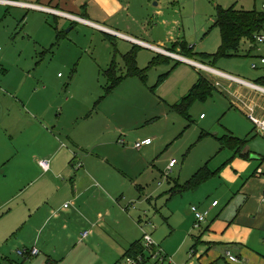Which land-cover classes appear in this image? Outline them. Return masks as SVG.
Masks as SVG:
<instances>
[{
    "label": "crops",
    "instance_id": "obj_1",
    "mask_svg": "<svg viewBox=\"0 0 264 264\" xmlns=\"http://www.w3.org/2000/svg\"><path fill=\"white\" fill-rule=\"evenodd\" d=\"M10 1L41 7L30 9L0 4V14L3 16L4 9H13L18 20H21V11H29V14L25 15L19 24L23 32L27 30L23 37H29L35 43L43 44L47 48L55 45L59 39L64 41L65 30L70 26L71 30L76 26L84 27L99 34L104 40H108L110 43L104 42L108 47L105 50L107 54L100 55L98 58L106 65V69L99 67V71L104 70L107 73L115 67L117 76L123 77L108 95L115 93L119 87L130 83V80L134 78L143 84L147 81V77L142 80L135 75L127 76V61L129 60L127 56L131 52H137L136 65L139 70L145 71L149 68V72L154 62L158 65L153 69L161 65L169 68L165 74L161 75L166 76L167 80L162 83L158 91L162 97L161 100L168 107L174 110L184 98L190 95L193 87L200 82V78H204L215 89L209 99L221 103L220 116L224 121L222 130L214 132L202 124L207 128H203V134L198 141L213 137L212 140L219 143L220 151H217L215 155L209 153V157L204 160L207 164H204L202 168L207 166L213 173L210 179L195 188H190L188 183L202 168H199L186 182H182L181 177L170 181V175L166 171L160 172L158 166L160 161L163 166L164 159L161 160L158 156L163 152L168 141L163 142V139L158 136H155L151 145L140 149L128 148L126 143L124 147L118 146V149L125 154L138 151L142 157L147 155L143 158L144 170L133 177L122 165L113 166L112 163L116 162H111L107 156H101L100 160H85L79 163L81 168L77 170L74 169L77 163L75 159H78L79 155L71 147L81 150L83 147L81 141L73 134L64 135L68 128H65L66 125L60 118L72 103L71 98L68 103H64V100L48 104L41 102L42 105L38 109L31 102L21 100H10L6 107L5 104L0 103V168L7 166L10 159L13 161L16 156H26L32 163L22 168L18 177L1 191L2 194L7 196L9 191L19 187V195H22L24 191L20 187L26 183L35 170L42 171L35 178L36 183L44 181V184L40 186V193H31L21 202L14 200V202L12 200L1 202L0 200V212L8 210L0 216L1 254L4 246L11 242L13 252L16 250L19 254L21 252L19 250L23 249V252L29 253L26 258L23 257L25 262L41 257L31 264H65L68 260L72 261L71 264H90L94 257L88 254L86 258L82 257L84 253L82 246L85 244L86 249L89 247L102 252V257H106L105 264H119L128 250L135 243L142 241L130 208L134 200L139 199L136 189L144 191L143 195L149 203L150 199L161 192L158 188L161 185L159 182V177H161L163 181H167L165 185L168 184L169 188L166 191L164 186L163 191L168 194L167 207L170 216L182 210L180 215L184 219L178 217L176 225L178 227L180 224L187 226L184 230L185 237L192 236L195 242L192 247L197 253L194 260L197 259L199 264H212L221 257L225 264H231L224 258L225 252L230 250L240 258L239 264H264V177L258 174V169L264 170V136L249 119L250 116H254L264 120V92L253 89L242 82L216 75L194 64L208 66L222 74L264 88V67L260 70H252L253 63H259V58L264 55V46H254L244 41L239 56L236 58H222L215 64L212 63V59L208 58L207 63L205 61L199 63L193 58L189 59L182 55L179 49L182 41H176L177 38H173L168 31L167 27L170 22L166 21V13L161 8V3L151 9L148 2H143L144 6L140 8L132 0ZM263 5L264 2L260 11H263ZM70 16L81 21L74 20ZM134 40L147 45L143 46ZM111 45L113 53L110 52ZM177 46L179 48H176ZM190 46L189 49H191ZM219 49L220 47L206 48L204 53L214 55ZM177 56L189 62L182 61ZM160 57L165 60H159ZM141 61H143L142 65ZM122 66L124 73L120 76L118 70ZM106 77L109 81L108 76ZM18 93H21L20 90ZM120 118L128 120L124 114ZM207 118L201 115L200 120L204 121ZM186 129L185 127V131ZM3 130L9 136V145L5 143ZM117 131L120 137H126L130 143L151 138L148 134H135L132 128L127 129L123 125L116 128L115 134ZM185 131H178L175 141L185 138ZM103 132L105 131L100 121L96 132L91 134V141H97ZM133 134L135 135L131 137ZM227 134L238 139H246L248 144L240 155L225 149L229 151L225 159L218 163L219 167L211 168L210 163L225 152L221 149L218 138ZM164 154L167 155L168 151ZM95 155L99 157L98 154ZM170 156L171 154L166 157L170 158ZM41 158L50 161L49 171L45 172L40 166L41 160L39 159ZM19 163L22 164V162ZM169 165L170 163L166 170ZM109 168L113 171H109ZM153 180L159 182V186L153 187L151 193L149 189L146 190L138 184L148 181L154 183ZM55 181H62L64 184L55 192H51L48 187L52 186ZM69 181L71 187L67 183ZM127 182L132 184L128 188V193L125 189ZM135 186L136 189H134ZM131 190L132 193L129 192ZM181 195V200H178ZM120 199L126 200V204L129 205L122 206ZM215 201L220 204L212 208ZM195 206L204 211L211 210V219L205 225L204 230H193L195 233L199 232L197 233L199 236L192 231L196 218L191 208ZM138 220H142L141 217ZM144 223L141 221L140 227ZM87 232H89L88 237L83 240L82 235ZM12 239L15 241L12 242ZM100 240H104L106 245H99V242H102ZM198 245L204 246L205 250L202 253L196 249ZM178 249H180V244ZM33 250H38L39 254L31 256L30 252ZM3 260L10 264H23L14 262L6 256H3Z\"/></svg>",
    "mask_w": 264,
    "mask_h": 264
},
{
    "label": "rangeland",
    "instance_id": "obj_2",
    "mask_svg": "<svg viewBox=\"0 0 264 264\" xmlns=\"http://www.w3.org/2000/svg\"><path fill=\"white\" fill-rule=\"evenodd\" d=\"M132 2L139 5L140 8L144 6L143 2H148L151 9L156 4L161 3V8L166 13V21L170 22L167 27L168 31L173 38H177L176 41H182L180 48L178 46L176 48L181 50L182 55L193 58L200 63L204 61L201 56L206 54L204 53L206 48L217 49L222 44L221 32L215 27L218 17L217 12L220 8L230 9L236 6L237 9L251 11L257 7V10L260 11L264 0H132ZM4 11L3 16L0 14V103L5 104L6 107L10 100H21L31 102L38 109L42 105L41 102L48 104L53 101L62 102L64 100V103H68L71 98L72 103L60 118L66 125L65 128H68V130H65L64 135L73 134L81 141L84 149L71 147L79 155L78 159H75L77 163L74 169L78 170V164L85 160H100L101 156H107L111 162H116L112 163L113 166L122 165L131 177L144 170L143 158L147 155L142 157L138 151L125 154L118 149V146L124 147V143L132 149L139 142H128L126 137H120L118 131L115 134L116 128L120 125L127 129L132 128L135 134H148L151 136L152 141L155 136L163 139V142L168 141L167 146L163 148V152L168 151L167 155L171 154V159L162 152L158 157L161 160L164 159L163 166L161 161L158 166L160 172L166 171L170 175V181L181 177L182 182H186L199 168L207 164L204 160L209 157V153L215 155L217 151H220L219 143L212 140L213 137L207 140H205L206 138L202 139L201 142L198 140L203 134V128H207L203 125L208 126L211 132L222 130L224 120L220 116L221 103L212 99H208L206 102H196L190 109L191 122H188L182 115L168 107L159 95V88L167 80L166 77L161 80L160 78L169 70L168 67L161 65L151 69L144 84L134 78L130 80V83L119 87V90L115 93L108 95L111 83L107 80L106 72L104 70L99 71V67L106 69V65L98 59L100 55L107 54L105 50L108 47L104 42H109L108 40H104L99 34L97 35L92 30L84 27L76 26L71 30L70 26L65 30L64 41L59 39L55 45L53 44L47 48L43 44L35 43L29 37H23L24 32H27V30L23 32L19 24L22 18L29 14V11H21V20L16 17L15 10L4 9ZM117 42L120 44L119 40ZM190 45L195 48L191 53L186 51V48L189 49ZM110 50L111 53L114 52L112 45ZM142 55L145 56V54ZM160 59L163 60V58ZM142 64L143 61H141ZM257 64L259 66L258 70L264 67L261 62ZM122 68L123 66L118 70L120 76L124 73ZM18 90L21 93H18ZM30 111L34 114L32 110ZM122 114L127 116V121L120 118ZM201 115L208 118L201 121ZM100 121H102L103 131L105 132L97 141L92 142L91 134L96 132ZM185 127L187 128L186 131ZM3 131L5 143L9 145V136L6 135L5 130ZM178 131H185V138H179L175 141ZM187 142L188 144H186ZM216 147H218L217 150H215ZM228 153L229 151L225 150L224 153L218 156L217 160L211 162V168L219 167L217 166L218 163L223 161ZM95 154H98L99 157H96ZM91 155L92 157H90ZM173 159L179 164L170 172L166 170V167ZM39 160L49 161L42 158ZM13 161L10 159L7 166L0 168L1 202L3 200L6 202L11 200L12 202H21L31 193H40V186L44 184L43 180L36 183L35 178L42 171L35 170L26 183L20 187L24 191L22 195H19V187L9 191L7 196L2 194L1 191L6 189V185H9L18 177L17 175L22 171V168L29 166L27 164H32L26 156H16ZM19 162H22V164ZM52 166H54L53 161ZM108 170L113 171L110 168ZM159 178L160 186L159 182L154 180V183L152 181L138 183L146 190L149 189L150 193L153 187L159 186L160 194L150 199L149 203L143 195L144 191L137 190L136 186L134 188L139 199L129 203H132L130 206L131 216L136 221L138 235L142 240L146 235H151L159 248L167 253L175 264H199V261L194 260L195 258H192L191 255L195 242L192 236L186 238L184 234L187 226L180 224V227H178L176 225L178 217L184 219L180 215L182 210L180 209L178 214L170 216L167 207L168 194H165L169 189L168 184L165 185L167 181H163L161 177ZM61 180L63 179L61 178ZM67 183L71 187L70 181ZM63 184L62 181H55L48 188L51 192H55ZM130 186H132L130 182L125 183L127 193ZM164 186L166 189H164ZM163 189L166 191H163ZM26 192L30 193L26 194ZM129 192L132 193V190ZM164 196L166 197L164 198ZM180 198H182V195L178 200H181ZM120 202H122V206L129 205L126 204L124 199H120ZM7 211L0 212V216ZM140 217L142 220L139 221ZM141 221L145 223L140 227ZM208 222L203 225V229H191L192 231H203ZM197 233L199 232L195 233L196 236H199ZM14 241L12 239V242ZM100 241L102 242H99V245H106L104 240ZM10 243L4 246L2 254L0 252L1 264H10L3 260V256L23 264H31L41 258L25 262L16 250L15 253L13 252V246ZM179 244L180 249H178ZM82 249H84L83 258H86L87 254L94 257L91 259L90 264H105L106 257H102V252L89 247L86 249L85 244ZM196 249L199 253L205 250L203 245H198ZM19 251L23 252V249ZM71 263L72 261L68 260L65 264ZM145 264H156V262L150 259ZM212 264H225V261L220 257Z\"/></svg>",
    "mask_w": 264,
    "mask_h": 264
},
{
    "label": "trees",
    "instance_id": "obj_3",
    "mask_svg": "<svg viewBox=\"0 0 264 264\" xmlns=\"http://www.w3.org/2000/svg\"><path fill=\"white\" fill-rule=\"evenodd\" d=\"M217 16L215 27L221 32L222 44L216 54H203L201 58L204 61L210 58L212 59V63L215 64L216 61L222 58H236L239 56V51L244 41L250 42L254 46H258L256 43V36L264 33V10L259 11L255 8L252 11H246L244 9H237V7L234 6L230 9L220 8L217 12ZM193 50V48H186V51L190 53ZM136 55L137 52H131V54L127 56V58H129L127 61V76L130 77V75H135L140 79L145 80L149 68L145 69V71L139 70L136 65ZM262 57H264V55ZM160 58L158 59L160 60ZM157 65L156 62L152 63L150 69H153V67H156ZM106 76H108V79L111 82V86L108 89V93H110L121 82L123 77L117 76L115 67L107 72ZM165 77L166 76L161 77L160 80ZM200 79V82L195 85L189 93L190 95L184 98L180 104L174 108V110L178 111L188 122H190V109L192 106L196 102H206L213 95L212 93L215 90L208 80L204 78ZM218 140L220 141L222 150L229 149L234 151L237 155H240L248 144V140L241 138L238 139L230 134L224 135V137L218 138ZM212 175L213 173L209 171V168L206 166L198 171L194 178L188 183V186L190 188H195V186L208 181ZM193 251L196 252V250ZM146 253L147 250L145 249L142 240L141 242L139 241L135 243L134 246L128 250L125 257L128 256L134 258L142 255L146 258L143 263L145 264L150 260L149 254Z\"/></svg>",
    "mask_w": 264,
    "mask_h": 264
},
{
    "label": "built area",
    "instance_id": "obj_4",
    "mask_svg": "<svg viewBox=\"0 0 264 264\" xmlns=\"http://www.w3.org/2000/svg\"><path fill=\"white\" fill-rule=\"evenodd\" d=\"M0 4H8V5H11V6H17V7H27V8H30V9H35V8H41L40 6H32V5H29V4H25L23 2H15V1H10V0H0ZM263 10H264V5H263ZM71 17V16H70ZM73 18L74 20H78V21H81L75 17H71ZM256 39H257V45L258 46H264V33L259 35V36H256ZM135 42H137L138 44H141V45H147V44H143L142 42L140 41H136L134 40ZM193 49H195L193 46L191 47ZM161 51H163L164 53H167L169 54L167 51L163 50V49H160ZM180 60L182 61H185V62H189L187 59L185 58H182L180 56H177ZM192 62V61H191ZM259 62H261V65L264 66V57H260L259 58ZM194 63V62H192ZM195 65H197L198 67H200L201 69H204V70H209L210 72H213L215 73L216 75H220V76H224V77H227V78H230L236 82H242L243 84H247L249 86H251L253 89H256V90H260L262 92H264V88H261L257 85H253V84H250V83H247L245 81H242L240 79H236V78H233V77H230L226 74H222L210 67H206L204 65H201V64H198V63H194ZM252 69L254 70H258L259 69V66L257 63H253L252 65ZM264 77V75H263ZM219 86V84H218ZM250 121L256 125V127L261 131V133L263 134L264 136V120H260V119H257L256 117L254 116H250L249 117ZM153 142L151 139H147L146 141H139L137 144H136V148L137 149H140L142 147H145L147 145H151ZM177 161L176 160H172L170 165H169V168L168 170L171 172L172 169L177 165ZM40 166L44 169L45 172L49 171L50 168H51V163L50 161H40ZM78 168H81V165L79 164L78 165ZM259 171V175L260 176H263L264 177V170L262 169H258ZM169 175V174H168ZM219 202L215 201L213 204H212V208H215L217 206H219ZM68 208V206H66ZM192 214L194 215V218H196V223H195V226H194V229H202L203 228V225L205 223H207L209 221V216L211 214V210H201L198 206H195V207H192ZM88 234L89 232L87 233H84L82 236H83V240L87 239L88 237ZM143 245L145 247V249L147 250V253L146 254H149V257L150 259L152 260H155L156 264H175L174 261L172 260V258L167 254V253H164L163 250H161L159 248V246L156 244L155 240L153 239V237L151 235H146L143 239ZM31 256H37L39 253H38V250H33L30 252ZM20 256L22 257H25L29 254L27 251L26 252H20L19 253ZM196 252L195 251H192L191 255H192V258H195L196 257ZM225 259L228 260L229 263L231 264H239L240 262V258L237 257L235 254H233L232 251L230 250H227V252L225 253ZM146 260V258L142 255H139L137 257H125L123 258V260H121L119 262V264H143L144 261Z\"/></svg>",
    "mask_w": 264,
    "mask_h": 264
}]
</instances>
